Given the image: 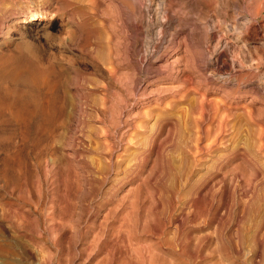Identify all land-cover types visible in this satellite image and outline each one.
<instances>
[{
  "label": "rangeland",
  "instance_id": "rangeland-1",
  "mask_svg": "<svg viewBox=\"0 0 264 264\" xmlns=\"http://www.w3.org/2000/svg\"><path fill=\"white\" fill-rule=\"evenodd\" d=\"M41 2L0 0L62 96L0 110V264H264V0Z\"/></svg>",
  "mask_w": 264,
  "mask_h": 264
},
{
  "label": "bare ground",
  "instance_id": "bare-ground-1",
  "mask_svg": "<svg viewBox=\"0 0 264 264\" xmlns=\"http://www.w3.org/2000/svg\"><path fill=\"white\" fill-rule=\"evenodd\" d=\"M41 1L42 0H27L25 3L23 0L22 4H24V6L19 5L14 9L13 19L16 20L22 18V21L26 19L28 21H33L39 17L46 16V11H44V5ZM42 27L36 30L35 37H38V39L45 34L41 31ZM9 29V26L2 27L0 32L5 33L8 32L7 30ZM33 39H27L21 34L19 36V41L15 43V53L10 52L11 54L9 53L6 56L4 54V56L0 58V70L3 72V76L6 79L3 78L6 81L10 80L12 85H15L12 87L11 85H5L3 82L0 83L4 84L3 88L5 92L8 93V95L11 93L10 95L12 96V98H10V96L7 98L5 97L6 95L3 94L5 98L3 97L4 99L0 101V110L8 109L10 111L9 115L12 113V118L15 122L23 121L28 125L27 123H30L35 116H38V120L50 125L59 117V86H61V83L59 82V66L57 63V59L59 58L56 55V59L53 54V56L50 54V57L42 59V56L38 54L40 44ZM62 93H64L63 90ZM61 97L62 96H60V98ZM25 108L27 109V112L24 115H21V113L19 114L20 111L18 112V110ZM1 116L4 115H0V117ZM2 120L5 121V119ZM8 122L9 121H7V123ZM45 123L43 124L45 125ZM26 175L25 177L22 176V178L24 177L23 181L25 182H22L24 183L23 185L20 182L17 187L18 190L30 191L31 187H34L36 192H34L33 189L31 192L40 195L39 185L33 186L35 183L32 182L33 185L31 186V183L30 185L27 183L30 179L31 171ZM20 179L21 177L18 176V182L21 181ZM38 194L36 195L38 196ZM38 198H40V196H38Z\"/></svg>",
  "mask_w": 264,
  "mask_h": 264
}]
</instances>
